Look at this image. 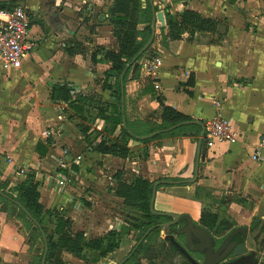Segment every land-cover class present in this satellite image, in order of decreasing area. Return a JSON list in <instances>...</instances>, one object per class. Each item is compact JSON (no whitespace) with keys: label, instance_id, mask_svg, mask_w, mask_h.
I'll return each instance as SVG.
<instances>
[{"label":"crops","instance_id":"1","mask_svg":"<svg viewBox=\"0 0 264 264\" xmlns=\"http://www.w3.org/2000/svg\"><path fill=\"white\" fill-rule=\"evenodd\" d=\"M240 1L243 3H239ZM161 2L171 14L173 10L190 9L197 11L204 19L219 18L226 22L228 31L219 43H214L215 39L208 34H196L191 41L184 34L179 41L172 42L162 40L161 37L158 40L156 37L162 28L166 32L165 17L163 27L156 22L154 42L142 59L128 71L124 83V118L129 123L149 121L160 124L161 110L152 92L156 91L164 98L166 106L192 118V124L201 123L205 127L206 122L220 115L230 127L233 138L230 141H218L210 138L205 131L201 138L200 128L198 136L194 132H187L184 137L152 141L151 144H158L147 148L145 159L139 157L142 144L130 140L127 143L129 156L123 160L89 151L76 128L77 120L73 121L74 124L69 122L68 114L63 112L62 132L54 135V141L56 137V141H62V144H54L49 137L44 140L47 136L43 139L36 137L33 156L37 159L33 165L50 163L53 161L50 155L65 152L62 147L67 144L74 157L79 154L98 159L103 167L120 165L119 171L124 174L122 177L126 178L127 183L131 182L132 172L150 182L160 178L179 179L167 181L173 184H161L157 187L153 208L158 213L176 216L182 222L178 226V236H182L186 244L188 233L192 248H201V264H215L233 254L235 246L240 244L238 241L244 235L242 228L248 232L252 230L255 237L263 238L264 166L254 161L253 156L256 145L264 135V20L254 19L260 24L256 23V33H253L248 26L247 15L244 12L239 14V9L249 3V11L255 10L257 15V11L264 12V0H239L235 6L224 3L225 0ZM88 3L86 11L89 12L87 17L90 28L81 33L83 28L79 26L87 21L84 16L87 14L82 7ZM110 5L111 0H26L24 10L31 15L27 38L33 48L16 66L21 68V73H28L31 77H36L38 73L36 88L42 91L39 92L40 96L47 95L46 104L55 105L50 102V94L52 85L57 83L67 84L73 97L80 95L86 98L85 105L98 101L106 108L109 106L107 110L110 113L113 106H116V78L104 77L110 64H92V53L69 57L65 52L73 42L70 41L72 39L88 50H117L107 18ZM39 23L44 25V30ZM83 34L86 39L82 38ZM156 59L160 62L159 66L153 65ZM16 70L0 66L1 80L7 75L13 76ZM190 75L194 77L193 87L186 85ZM7 88L10 89L9 86ZM5 100L0 98V104ZM62 105L67 108L66 104ZM83 116L87 118L86 111ZM94 120L101 124V130L103 122L96 117ZM7 133L0 126V180L11 184L13 181L21 183L24 179H18V174L14 171L21 165L28 164L22 162V158L17 155L19 151L16 137ZM47 140L50 142L47 154L40 158L35 153V146L38 141L46 145ZM5 152L7 158L2 160L1 156ZM81 166L83 167V163ZM73 169L70 177L77 180L82 176V168L79 171L75 165ZM129 169L132 172L127 173ZM35 181L39 182V203L46 211L43 200H51L47 195L48 189L44 184L41 185L39 178ZM64 205L60 206V210L66 211ZM202 212L216 215L219 220L236 226L217 249H213V242L204 231L191 225L198 223ZM253 223L255 228L252 227ZM261 245L264 246L263 243ZM6 248L10 249L8 246ZM246 249L248 248L245 246V251ZM97 260L105 261L107 258L98 257L91 264H96ZM261 261L260 264H264V258Z\"/></svg>","mask_w":264,"mask_h":264},{"label":"trees","instance_id":"2","mask_svg":"<svg viewBox=\"0 0 264 264\" xmlns=\"http://www.w3.org/2000/svg\"><path fill=\"white\" fill-rule=\"evenodd\" d=\"M155 1L161 0H152V3L154 4ZM238 1L239 0H225L224 3L235 6ZM14 3V1H0V11L13 10ZM239 3H243V1ZM154 10L157 13L158 7L156 5H154ZM28 15L31 18L29 13ZM152 17V9L149 0H111V5L107 9V18L109 25L112 27V37L117 43V50L107 51L98 49L90 56V62L92 64H110L109 71L104 74L105 78L110 76L116 78L114 92L116 106H113L111 113L107 110L109 106L107 108L104 106L105 109L101 106L100 109H98V113L95 115L96 119H99L104 124L102 130L92 129L85 125V122L83 123L86 119V117L83 116L86 111L84 107L87 106L85 105L86 98L80 95L73 97L67 84L62 85L55 83L52 85L50 102L55 105L66 104L73 115H76L79 121L82 120L81 124L78 125L79 132L88 150L92 153L124 160L129 156L127 143L130 140L145 144L164 138L184 137L187 132H194L195 136H198L200 133V127L191 123L193 121L192 118L166 106L164 98L156 91L152 92L153 98L161 110L160 124H152L149 121L129 123L127 119H125V126L122 124L119 86L120 76L126 65L137 56L148 41L151 34ZM164 17L166 32L164 28L160 30L162 40L168 39L172 42L179 41L184 34H187L188 41H191L196 34H208L216 36V40L213 42L219 43L228 31L226 22L221 21L219 18L204 19L197 11L190 9L174 11V13L171 14L169 9L166 8ZM38 25L44 30V25L42 23ZM139 27H141V29ZM148 49L137 61L142 59ZM65 52L69 57H72L74 55H84L85 50L79 42H71ZM128 71L124 76V83ZM186 85L188 87L194 86V77L192 75L189 76ZM186 93L188 95L191 94L189 92ZM69 119L71 118L69 117ZM184 123L187 124L169 133L159 134L146 140L137 139L138 137H145L154 132L167 130L173 126ZM117 130L120 132V138L114 137ZM49 143V140H47L46 145L40 141L37 142L35 153L38 154L40 158L45 157L47 154V145ZM142 152L143 151H141V154ZM146 156V151L145 156L142 157L139 155L141 159H145ZM122 176L123 174L121 171L116 172L113 176L116 182L115 197L121 199L122 204L126 208L134 211L137 215V217H133V221H131L132 224L127 226L130 232L136 234L135 242L137 243L150 228H153L145 241L125 264H142V261H145L146 264H156L161 257L172 261L175 255H180V253L168 240H162L160 233L162 231H168L170 235H175L178 232V226H180L182 222L178 221L175 225L167 229L158 227L172 222V218L169 216L151 214L150 201L152 188L157 181H179V179L160 178L159 180L150 182L142 176H136L130 183H127L122 179ZM38 187V183L35 181L34 174L31 170H28L25 179L12 190L7 191L6 184L0 183V192L11 200L0 196V206L4 205L5 208L10 209L14 215L20 219L27 230L31 228L35 229L43 245L39 262L42 261L45 254V246L47 250L45 264H63L61 262L60 252H67L78 259H82L86 251H91L97 253L98 257L101 259H105L118 249L120 239L119 234L115 231H111L103 237L89 240L85 237L83 232L72 233L71 221L63 217L60 211H44L42 205L39 203L40 195ZM45 214H47L48 223L51 224L50 226L53 228L52 236L55 238V241L47 238V229L43 224ZM193 225L204 231L212 239L214 248H218L225 241L232 229L236 227L234 224H230L225 220H219L216 215L207 212H202L198 223ZM252 227H256L254 223ZM242 229L244 230L245 228ZM238 242L241 243L240 240ZM135 244L131 247L129 253L132 251Z\"/></svg>","mask_w":264,"mask_h":264},{"label":"rangeland","instance_id":"3","mask_svg":"<svg viewBox=\"0 0 264 264\" xmlns=\"http://www.w3.org/2000/svg\"><path fill=\"white\" fill-rule=\"evenodd\" d=\"M9 1H14L15 3L26 2V0ZM154 3H156L155 5L158 7L157 13H161L164 17V12L167 7H165L161 1H156ZM248 5L250 4L246 3L242 5L239 9V14L244 12L243 14L247 15L246 17L249 21L248 26L251 32L256 33L257 22L254 19L264 20V12L263 10L257 11L258 14L256 15L255 10L253 12L249 11L250 8ZM88 6L89 3L83 4L82 7L84 9V13L87 14L84 15L86 16L87 21L81 23L79 26L83 28L81 33H84L90 28L87 17L89 12L86 11ZM139 28L141 29V27ZM84 36L85 35L83 34L82 38L86 39ZM156 37L159 40L161 36L157 33ZM213 38L216 40V36H213ZM70 41L77 42L75 39ZM84 50L85 55L86 53H94L97 49L88 50L84 48ZM15 67L10 68L11 70H16L18 66ZM18 69L19 70H16V72L13 73V76L7 75L6 78H2V80L0 78L2 81L0 83V98L6 99L5 102L0 104V126L3 127L4 131L8 132L7 134H10L11 137H16L15 140L18 142L17 150L19 151L17 155L22 158V162H26V164H28L25 165L23 163L24 165H21L19 169L17 168L18 171L15 168L16 170L14 172L17 171L16 173H18V179L21 178V180L25 179L19 174V171L22 169L27 173L28 170H31L34 175L38 173L37 178H39L41 185L44 184L45 188L48 189L47 195H49L51 199L50 202L43 200L45 210L56 212L60 211L63 217L71 221L72 233L83 232L88 240L103 237L111 231L118 233L120 243L118 249L110 254L113 257L108 256L107 260H97L96 263L118 264L127 256L131 247L136 243V234L134 232H130L127 226L132 224L131 221H133V217H137L134 211L126 208L120 199L115 198L116 182L114 181L113 176L116 172H119L120 165H109L107 167H103L102 163H99L98 159H92L86 155L82 156L79 154H76L77 156L74 157V153L70 150L71 147L67 146V144H63L62 147L65 152L59 151L50 155L53 159L50 163L46 164L40 162L39 165H33L37 159L36 156H33V142L35 138L39 137L43 139L47 136L44 140L49 137L53 143L56 144L58 141H56V137L54 141V135H57V133H60L61 131L63 112L68 114V119L69 117L71 118L69 119V122L71 123L77 120L75 124L80 125L82 120L79 121L78 117L73 115L68 106L66 108L62 104H46L45 101L47 95L40 96L42 91L40 88H36L37 81L35 80L38 73H36V77H31L28 73H21V68ZM7 86H9L10 89H8ZM101 106L105 109L104 105L98 101L90 102L87 105V118L83 121V123L85 122V125L92 129L99 130L101 124L97 121L95 122L94 116L98 113V109H100ZM76 128L79 130V126L76 125ZM115 135H117V138H120L119 130L115 132L114 137ZM21 136H23V139H20ZM61 142L62 141L58 142L59 146L62 144ZM157 144L158 143L156 142L153 144L150 142L142 144L141 150L143 152L142 154L139 152V155L142 157L145 156L147 148ZM5 154L6 152L1 156L2 160L7 158ZM11 155L10 157L15 160ZM63 162H66L68 166H70V169H67L69 173L72 171L74 172L73 167L75 165L78 166L79 171H81L82 168V176H79L77 180L69 179L71 183L65 182L63 183L64 186L62 182L58 184V175L59 172H61L60 166ZM82 163L83 167L81 166ZM130 171L131 169H129V172L127 173H130ZM123 173L125 172L123 171ZM131 174V180H133L137 175L134 172ZM73 176L75 178V175ZM122 179L126 181V178L122 177ZM66 180H68V178H66ZM0 183L6 184L7 191L14 189L20 184L17 181H13V184H11V182L9 183L5 180H0ZM37 183L39 184V182ZM64 201H66V203ZM63 204H65L64 207L66 211L60 210V206ZM0 214V264H41L39 260L42 255L43 245L35 229L31 228L30 230H27L21 223L20 219L17 218L10 209L5 208L4 205L0 206ZM43 224L47 229V238L55 241V238L52 236L53 228L50 226L51 224L48 223L47 214H45ZM249 231L250 232L247 230L242 231L244 235L242 236L241 243H245L248 248L244 252V256L242 258L251 257L253 254V257H255L254 263L257 264V261L258 263H261V258H264L262 255L264 254V246L261 245L262 243L264 244V227L262 230L263 238L260 236L255 237L252 230ZM160 236L162 240H165V231H162ZM177 241L182 243L184 247L185 242L182 236H178ZM7 246L10 247V249H7ZM187 251L189 252V250ZM60 253L61 262L63 264H91L98 258V254L91 251H86L81 260H76V257L70 253ZM191 253L194 255L193 260L201 264L202 255L195 251H191ZM229 258L233 259V254H230L228 257L216 264H222L223 262V264H228L231 262ZM142 264H146L145 261H142ZM156 264H189V262L184 257L177 254L172 261L161 257Z\"/></svg>","mask_w":264,"mask_h":264},{"label":"built area","instance_id":"4","mask_svg":"<svg viewBox=\"0 0 264 264\" xmlns=\"http://www.w3.org/2000/svg\"><path fill=\"white\" fill-rule=\"evenodd\" d=\"M30 25L31 19L24 9L14 7L11 11H0L1 67H14L18 65L32 50L33 44L27 38ZM153 65L159 66V60H154ZM205 132L210 138L218 141H230L233 138L230 127L220 115H217L206 122ZM253 160L264 166V135L260 138L258 144L256 145ZM67 169H70V166H68L66 162H63L60 166L61 172H59L58 175V184L61 182L63 184L72 180ZM19 174L25 178L27 172L22 169L19 171ZM37 177L38 174L36 173L34 178L36 179ZM66 178H68V180H66Z\"/></svg>","mask_w":264,"mask_h":264},{"label":"water","instance_id":"5","mask_svg":"<svg viewBox=\"0 0 264 264\" xmlns=\"http://www.w3.org/2000/svg\"><path fill=\"white\" fill-rule=\"evenodd\" d=\"M150 2V5H151V9H152V23H151V34H150V37L148 39V41L146 42V44L142 47V49L139 51V53L137 54V56L130 62L126 65L125 69L123 70L121 76H120V80H119V86H120V108H121V114H122V124L123 126H125V118H124V76L126 74V72L128 71V69L130 67H132L136 61L138 60V58L152 45L153 43V40H154V37H155V24L156 22H159L161 24V26L163 27L164 26V20H163V15L161 13H156L155 10H154V5L152 3V0H149ZM14 7L16 8H21V9H24L25 7V2H18L16 4H14ZM187 123H184V124H179V125H176V126H173L167 130H163V131H158V132H154L148 136H145V137H140L138 139L140 140H146V139H150L156 135H159V134H165V133H169L171 131H174L175 129H178L179 127L183 126V125H186ZM197 125L201 128V138L204 136V131H205V127L203 124L201 123H197ZM200 146V144H199ZM198 152H199V148H198ZM199 154V153H198ZM199 157V155H198ZM197 163H198V158H197ZM161 184H173L172 182H167V181H162V182H156L152 188V195H151V201H150V213L153 214V215H160V216H169L172 218V222L168 223V224H163V225H160L158 227L162 228V229H167L173 225H175L177 222H178V218L174 215H168V214H163V213H158L154 210L153 208V205H154V198H155V194H156V190H157V187ZM0 196L4 197L5 199H8L5 195H3L1 192H0ZM10 200V199H8ZM11 201V200H10ZM17 205V204H16ZM191 225H193L191 223ZM199 229V228H198ZM153 230V228H150L141 238L140 240L135 244L134 248L132 249V251L128 254V256H126L121 262H119L118 264H125L132 256L133 254L135 253V251L138 249V247L145 241L146 237L149 235V233ZM200 230V229H199ZM202 231V230H201ZM207 235V234H206ZM208 236V235H207ZM209 237V236H208ZM210 238V237H209ZM169 240V242L171 243L172 246H174L178 251L179 253L184 256L185 258H187L191 264H199L197 262H195L193 259H191L190 255L188 254L187 250H189L190 252H198L200 253L201 251V248H197V249H193L192 247V244H190V240H189V237H188V233H186V244H185V248H183L182 246H180L176 241L175 239L170 236L168 238H165V240ZM211 239V238H210ZM212 240V239H211ZM226 241V239H225ZM213 242V241H212ZM223 244V243H222ZM221 244V245H222ZM245 246L246 244L245 243H240V244H237L234 248V251H233V256L234 258H238V259H244L242 258L244 256V251H245ZM220 247V246H219ZM213 249H217V248H214V244H213ZM208 253V252H207ZM46 254H47V250H46V246H45V254L43 256V259L41 261V264H45V261H46ZM202 254V253H200ZM217 263V262H216ZM215 263V264H216Z\"/></svg>","mask_w":264,"mask_h":264},{"label":"flooded vegetation","instance_id":"6","mask_svg":"<svg viewBox=\"0 0 264 264\" xmlns=\"http://www.w3.org/2000/svg\"><path fill=\"white\" fill-rule=\"evenodd\" d=\"M165 235H166V238H168V237H170V236H172L174 239H175V241H176V238L178 237V232L175 234V235H170L169 233H168V231H166L165 232ZM176 237V238H175ZM168 240V239H167ZM169 241V240H168ZM177 242V241H176ZM170 243V242H169ZM178 243V242H177ZM171 244V243H170ZM180 246H182L183 247V244H180V243H178ZM183 248H185V244H184V247ZM179 252V251H178ZM188 252V251H187ZM188 254L190 255V257H191V259H194V255L191 253V252H188ZM180 256H182L181 254H180ZM182 257H184V256H182ZM185 258V257H184ZM254 258L255 257H253V254L251 255V257H248V258H244V259H238V258H233V259H230L231 260V262H229L228 264H255L254 263ZM188 262H189V264H191L190 263V261L187 259V258H185ZM201 262V261H200ZM257 264H260V263H258V261H257Z\"/></svg>","mask_w":264,"mask_h":264}]
</instances>
